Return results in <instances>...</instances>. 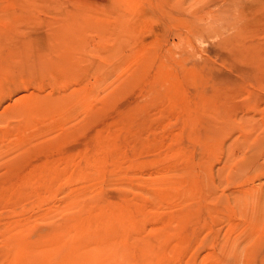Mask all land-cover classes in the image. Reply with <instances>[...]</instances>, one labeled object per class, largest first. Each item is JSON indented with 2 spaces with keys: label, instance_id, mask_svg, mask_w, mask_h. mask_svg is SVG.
I'll list each match as a JSON object with an SVG mask.
<instances>
[{
  "label": "rangeland",
  "instance_id": "obj_1",
  "mask_svg": "<svg viewBox=\"0 0 264 264\" xmlns=\"http://www.w3.org/2000/svg\"><path fill=\"white\" fill-rule=\"evenodd\" d=\"M0 264H264V0H0Z\"/></svg>",
  "mask_w": 264,
  "mask_h": 264
},
{
  "label": "bare ground",
  "instance_id": "obj_2",
  "mask_svg": "<svg viewBox=\"0 0 264 264\" xmlns=\"http://www.w3.org/2000/svg\"><path fill=\"white\" fill-rule=\"evenodd\" d=\"M238 43H240V42H238Z\"/></svg>",
  "mask_w": 264,
  "mask_h": 264
}]
</instances>
